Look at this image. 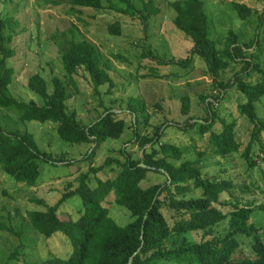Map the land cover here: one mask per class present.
Here are the masks:
<instances>
[{"label": "rangeland", "instance_id": "374dc122", "mask_svg": "<svg viewBox=\"0 0 264 264\" xmlns=\"http://www.w3.org/2000/svg\"><path fill=\"white\" fill-rule=\"evenodd\" d=\"M179 1L183 0H128L139 11L134 17L110 9L108 3L103 9H95L75 6L73 0H0V20L11 19L18 24L12 41L7 43L15 51V56L7 60V65L15 72L8 87L12 97L43 105L42 97L29 88L30 77L40 75L50 92L54 90V78H59L72 94L67 101L68 112H75L83 124L89 125L109 111L126 122L119 139H108L98 148L94 158L85 160L95 145L68 143L58 135L56 124L22 121L18 113L0 108L2 130L6 133L30 132L40 152L46 155V160L38 161L40 176L35 187L17 182L0 166V264L8 261L10 254L19 247V258L12 261L15 264H44L52 257L68 258L72 246L67 238L62 234L46 238L33 231L28 213L55 205L64 194L78 187L83 175L88 176L93 188L97 179H114L119 171L117 160L125 161L122 150L136 160L143 156L144 149L133 141L136 129L141 136L151 137L161 128L154 149H160L161 144H175L184 150L181 159L174 161L176 165L184 161L196 162L204 178L230 181L234 185L229 192L220 195L222 204L217 205L227 218L214 225L209 234L190 232L186 235L189 242L200 243L228 235L230 214L236 210V205L251 211L249 223L259 229L258 234L264 241V133L251 147V165L245 151L255 124L239 112V106L247 101L246 96L236 86L226 91L220 87L240 72L243 64H232L214 78L205 60L192 54V39L174 23L176 12L172 5ZM202 1L210 19V38L217 48L221 50L228 39H236L249 50V55L255 56L254 63L264 70V0ZM115 4L127 8L125 4ZM235 4L250 9L251 14L240 17ZM146 8H158L160 12L144 20L141 16H147ZM112 25L119 28V34L112 33ZM257 39L260 46L251 47ZM80 40L93 44L101 53L102 63L114 86L96 87L84 68H79L72 76L67 74L63 55L73 42ZM190 58L189 67L177 63ZM258 77L255 73L251 80ZM184 97L191 102L187 116L181 111ZM203 98L207 100L204 102ZM132 99L145 104V111L139 114L147 117L146 122L138 116V124H135L136 119L128 110ZM208 102L216 113V125L212 130L221 132L222 121L236 125L240 147L226 157L213 152L209 133L202 135L197 126L192 128L188 124L190 119H194L193 122L211 119ZM256 106L259 118L264 120V97ZM102 166V171H93ZM166 180L165 175L151 171L141 186L146 188ZM200 194L195 191L187 196ZM39 200L43 203H38ZM105 202L110 217L117 224L125 226L131 221L130 212L117 204L113 194ZM83 212L81 198L72 196L60 206L59 217L65 221L76 220ZM164 213L172 223L167 209ZM22 229L27 231L17 236ZM236 238L240 243L236 259L255 258L253 237L236 235Z\"/></svg>", "mask_w": 264, "mask_h": 264}, {"label": "trees", "instance_id": "16d2710c", "mask_svg": "<svg viewBox=\"0 0 264 264\" xmlns=\"http://www.w3.org/2000/svg\"><path fill=\"white\" fill-rule=\"evenodd\" d=\"M122 3L126 9L115 4ZM75 6L103 9L105 3L110 9L119 13L136 16L139 11L128 0H73ZM151 3V2H150ZM151 5V4H150ZM176 12L174 23L186 36L192 39V54L202 57L209 73L217 78L230 65L243 64L242 70L228 81L220 84L223 91L236 86L246 96V103L239 106L242 116L249 118L255 124L251 140L245 151V156L252 165L249 157L251 147L260 140L264 133V120L257 113V102L264 97V70L260 64L254 63L255 56L249 55L236 39H228L223 49H218L210 38V19L205 11L202 0H183L174 3ZM235 10L242 18L251 14V10L243 5L235 4ZM146 20L152 14H158V8H146ZM18 24L11 19L0 20V108L19 114L22 121L52 122L57 126L60 138L68 143L93 144L95 147L87 153L85 160L95 157L98 148L108 139H119L126 128L123 119H117L113 112H108L95 122L85 125L80 122L75 112H68L67 101L72 94L66 84L59 78H54V90L49 91L45 79L36 74L30 77V90L40 95L44 101L38 105L34 101L24 102L12 97L8 87L14 78V69L7 65V60L15 56L10 43ZM6 32H10L7 36ZM112 33L119 34V28L112 25ZM260 46L259 39L251 45ZM248 47V48H251ZM191 58L177 62L189 67ZM63 65L69 76L84 68L96 87L114 82L102 63V55L98 49L86 40L73 42L63 55ZM259 77L252 81L253 75ZM204 102L207 100L203 98ZM190 99L182 100V114L189 115ZM128 110L135 117V124L139 118L147 120L143 114L145 104L138 99L129 101ZM207 110L211 111V119L200 121L190 119L188 124L199 128V133H209V143L213 152L226 157L238 151L240 143L236 139L235 122L228 124L222 121L223 129L215 132L216 113L212 104L207 103ZM209 108V109H208ZM134 142L141 146L143 156L134 159L131 154L122 150L125 161L117 160L118 174L114 179H97L96 187H91L88 176L79 179L78 187L63 197L53 206H46L44 211L34 210L28 213L33 231L51 238L55 234H62L70 242L72 253L68 258L52 257L44 264H163L170 261L173 264H264V241L257 229L249 223L251 211L239 208L230 216L231 232L225 237H213L200 243L189 242L186 238L192 231L211 233L212 227L227 218V214L217 208L221 205L220 195L229 192L234 186L230 181H212L201 175L196 162L184 161L176 165L184 150L175 144H161L160 149H154L159 142L161 128L153 136H141L135 130ZM149 148H146L147 146ZM146 148V149H145ZM46 160L45 153L40 152L34 136L28 132L6 133L0 126V166L17 182L35 187L40 176L39 160ZM108 162V161H107ZM143 164L145 166H143ZM104 166L94 169L99 172ZM165 175L167 180L149 187L141 186L149 172ZM195 191L199 196H187ZM113 194L118 205L126 208L131 214V221L121 226L111 217L106 206V199ZM79 196L82 200L84 212L76 220H62L59 217L60 206L70 197ZM40 204L43 203L39 200ZM164 209L169 212L172 223H169ZM26 229L17 233L21 236ZM236 235L253 237L252 250L255 258L236 259L235 253L240 248ZM16 248L3 264H15L21 254Z\"/></svg>", "mask_w": 264, "mask_h": 264}, {"label": "water", "instance_id": "95a60500", "mask_svg": "<svg viewBox=\"0 0 264 264\" xmlns=\"http://www.w3.org/2000/svg\"><path fill=\"white\" fill-rule=\"evenodd\" d=\"M143 166H145V165L143 164Z\"/></svg>", "mask_w": 264, "mask_h": 264}]
</instances>
